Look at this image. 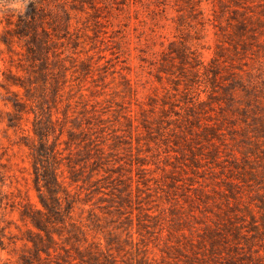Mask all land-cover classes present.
<instances>
[{
	"label": "rangeland",
	"instance_id": "1",
	"mask_svg": "<svg viewBox=\"0 0 264 264\" xmlns=\"http://www.w3.org/2000/svg\"><path fill=\"white\" fill-rule=\"evenodd\" d=\"M0 264H264V0H0Z\"/></svg>",
	"mask_w": 264,
	"mask_h": 264
}]
</instances>
